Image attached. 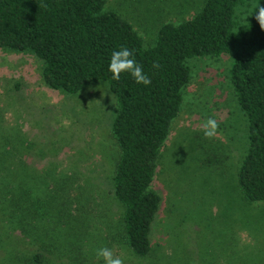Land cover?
<instances>
[{
  "label": "rangeland",
  "instance_id": "obj_1",
  "mask_svg": "<svg viewBox=\"0 0 264 264\" xmlns=\"http://www.w3.org/2000/svg\"><path fill=\"white\" fill-rule=\"evenodd\" d=\"M204 2L106 0V7L148 48L162 24L190 19ZM187 66L190 81L150 185L161 198L151 250L140 257L119 234L116 103L107 84L76 94L52 90L42 60L0 49V264H103L100 247L124 264H264V201L248 202L237 185L248 124L228 83L229 58H194ZM209 117L219 127L206 139L200 126ZM34 198L46 203L41 217L17 207L8 218L3 210Z\"/></svg>",
  "mask_w": 264,
  "mask_h": 264
},
{
  "label": "trees",
  "instance_id": "obj_2",
  "mask_svg": "<svg viewBox=\"0 0 264 264\" xmlns=\"http://www.w3.org/2000/svg\"><path fill=\"white\" fill-rule=\"evenodd\" d=\"M257 5L264 6V0H205L190 19L162 24L146 48L133 26L106 7V0H0V49L27 51L42 60L43 82L52 90L76 94L102 81L115 98L111 135L119 158L112 195L122 207L120 237L137 256L151 250L149 235L161 198L150 185L180 112L191 59L229 58L228 83L248 124L237 185L248 202L264 201V31L255 19ZM121 47L133 50L149 85L136 83L128 73L111 78L108 63ZM25 203L3 205V210L8 218L17 207L28 217L46 211L43 200Z\"/></svg>",
  "mask_w": 264,
  "mask_h": 264
},
{
  "label": "clouds",
  "instance_id": "obj_3",
  "mask_svg": "<svg viewBox=\"0 0 264 264\" xmlns=\"http://www.w3.org/2000/svg\"><path fill=\"white\" fill-rule=\"evenodd\" d=\"M255 9H257L255 19L260 29L264 31V6L257 5ZM103 11H107V8L105 7ZM153 67L158 68L159 65L154 63ZM108 72L111 73L113 80H119L121 73H128L138 84L147 86L151 83L150 78L144 73L142 66L134 59L133 50L126 47H121L119 50L112 52L108 63ZM218 127L217 120L209 117L202 122L200 131L203 133L204 138L211 139L217 134ZM95 256L97 260H102L103 264H124L122 256L114 254L113 250L108 247L96 249Z\"/></svg>",
  "mask_w": 264,
  "mask_h": 264
}]
</instances>
